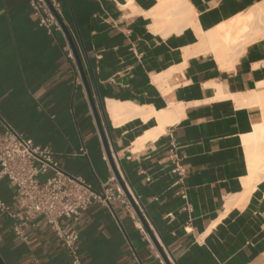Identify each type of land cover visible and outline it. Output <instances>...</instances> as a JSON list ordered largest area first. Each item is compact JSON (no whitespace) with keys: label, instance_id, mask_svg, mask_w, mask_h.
<instances>
[{"label":"crops","instance_id":"obj_1","mask_svg":"<svg viewBox=\"0 0 264 264\" xmlns=\"http://www.w3.org/2000/svg\"><path fill=\"white\" fill-rule=\"evenodd\" d=\"M53 1L74 39L108 147L75 52L72 59L67 38L39 25L29 0H0L1 120L50 146L67 173L94 187L117 165L172 264H264V179L242 205L233 204L246 193V141L262 121V107L250 95L264 93V31L225 64L199 50L198 32L227 28L264 0H187L196 27L165 36L153 32L146 15L159 0H132L128 9L127 0ZM135 106L152 115L115 124L112 107ZM158 113L171 116L165 131L134 149L159 126ZM172 143L181 174L173 171ZM13 196L8 180H0V198L12 203ZM17 221L0 213L6 264H69L42 217L26 229V240L14 232ZM76 227L84 264H161L119 203L91 205Z\"/></svg>","mask_w":264,"mask_h":264},{"label":"built area","instance_id":"obj_2","mask_svg":"<svg viewBox=\"0 0 264 264\" xmlns=\"http://www.w3.org/2000/svg\"><path fill=\"white\" fill-rule=\"evenodd\" d=\"M29 4L39 14V25L47 34L54 36L62 33L67 38L65 50L73 59L72 46L57 16L60 4L53 0L51 4L47 0H29ZM1 126L4 128L0 129V180H8L14 189V196L12 203L0 198V213L18 220L14 225L16 235L26 240V229L34 227L36 219L42 217L59 245L67 252L69 264H84L76 224L91 205L111 208L114 203H119L142 236L150 241L155 249V257L161 264H167L136 210L137 207L150 225L140 196L117 165L108 181L94 187L82 177L67 173L50 146L35 144L0 118ZM175 146L172 143V161L176 165L173 171L181 174ZM80 154L86 156L87 152L83 148ZM104 158L110 160L107 154Z\"/></svg>","mask_w":264,"mask_h":264},{"label":"bare ground","instance_id":"obj_3","mask_svg":"<svg viewBox=\"0 0 264 264\" xmlns=\"http://www.w3.org/2000/svg\"><path fill=\"white\" fill-rule=\"evenodd\" d=\"M127 1L128 2H126V4H129H125L126 6H123V8L128 9L132 7V0ZM253 8L255 7L253 6ZM133 10H135L134 6ZM146 12V15L153 18V23L150 28L153 32L163 33L164 36L173 31H177L179 33V31L183 30L186 26L196 27L197 15L187 0H159L158 5L153 10ZM226 27L227 28H222L223 30H214L207 33H203L200 30L198 31L201 35L199 50L213 51L221 64L234 61L235 57L238 56V51H236L237 47H242V49H244V46L247 43L256 38H262V31H264V2L260 3V5L253 9V11L249 10L247 16L243 18L239 17L237 20H234L232 24L230 23ZM252 95H250V101H253V104L257 102L264 107V93L255 92V94ZM245 102V106H247V101ZM111 111L115 124H120L134 115H140L144 119H147L150 115H152V113L147 112L145 108L137 106L130 108L112 107ZM156 115L159 120V126L153 130L151 129L152 131L149 130L150 132L145 133V135L135 143L134 149L143 147L149 140L153 141L157 139L165 131V122L167 123L166 119L168 118L167 120H169L171 116L167 117L169 116L168 114L162 115L160 113ZM246 143L251 172L250 176L244 180L246 193L244 192L245 194L240 199H236L233 203L236 205H242L256 188L258 181L264 179V108L262 109V121L255 125L254 133L249 136Z\"/></svg>","mask_w":264,"mask_h":264},{"label":"water","instance_id":"obj_4","mask_svg":"<svg viewBox=\"0 0 264 264\" xmlns=\"http://www.w3.org/2000/svg\"><path fill=\"white\" fill-rule=\"evenodd\" d=\"M47 1H48L49 4H51V0H47ZM57 16H58V19H59V21H60V23H61V25H62V27H63V29H64V31H65L67 37H68V39H69V41H70V44H71V46H72V48H73V51L75 52L76 59H77V62H78V67H79V69H80V72H81V74H82L83 81H84V83H85V86H86V88H87V91H88L89 96H90V99H91L90 87H89V84H88V80H87L86 74H85L84 69H83V65H82L81 59H80V57H79L78 54H77V50H76V45H75L74 39L72 38L71 33H70L68 27L66 26V24L64 23V21L62 20V18L60 17V15H57ZM91 104H92V107H93V111H94V115H95L96 121H97L98 126H99V129H100V133H101L102 139H103V141H104V143H105V146L108 147V145H107V143H106V138H105L104 133H103V129H102L101 121H100V116H99V113H98V111H97V109H96L95 102H94V100H92V99H91ZM136 210H137V212H138V214H139V216H140V218H141V220H142V222H143L145 228L147 229V231H148V233H149V235H150L152 241L155 243V245H156V247L158 248V250L162 253L164 259H165L166 262H167V264H171V263L166 259L165 255L163 254V249L161 248V245H160L159 241L157 240V238H156V236H155L153 230L151 229L150 225H149L148 222L145 220V218H144L143 215L140 213V211H139V209H138L137 207H136ZM0 264H6V263L4 262V260L2 259L1 256H0Z\"/></svg>","mask_w":264,"mask_h":264},{"label":"rangeland","instance_id":"obj_5","mask_svg":"<svg viewBox=\"0 0 264 264\" xmlns=\"http://www.w3.org/2000/svg\"><path fill=\"white\" fill-rule=\"evenodd\" d=\"M262 107V106H261ZM264 107H262V109H263ZM263 167H264V162H263ZM264 169V168H263Z\"/></svg>","mask_w":264,"mask_h":264}]
</instances>
